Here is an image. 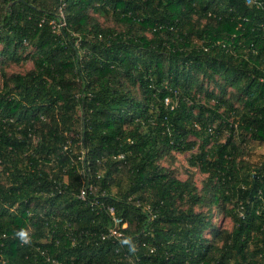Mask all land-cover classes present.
Returning <instances> with one entry per match:
<instances>
[{
	"label": "trees",
	"instance_id": "1",
	"mask_svg": "<svg viewBox=\"0 0 264 264\" xmlns=\"http://www.w3.org/2000/svg\"><path fill=\"white\" fill-rule=\"evenodd\" d=\"M61 1L67 27L54 35L39 21ZM0 45L2 61L33 64L1 76L0 264H51L47 255L65 264H264V157H239L245 138L264 144V8L0 0ZM26 45L33 51L21 56ZM195 147L187 161L207 174L201 194L159 162ZM83 182L95 187L84 200ZM92 200L127 219L122 238L101 237L112 223ZM204 203L231 204L229 231L196 210Z\"/></svg>",
	"mask_w": 264,
	"mask_h": 264
},
{
	"label": "rangeland",
	"instance_id": "2",
	"mask_svg": "<svg viewBox=\"0 0 264 264\" xmlns=\"http://www.w3.org/2000/svg\"><path fill=\"white\" fill-rule=\"evenodd\" d=\"M94 20H96L102 27H112L118 30H122L123 26L116 21L113 20V18L110 15H100L97 13H91ZM1 48V45H0ZM33 51V48L30 45H26V49L22 50L20 52L21 56H24L26 54H30ZM33 68V64L30 58L26 60H21L18 63H15L13 61H9L5 59V61H2V58L0 57V92H1V76L2 73H6L7 75L15 74V73H25L26 71ZM209 89L213 88L214 84L210 83L207 84ZM217 92V87L213 88ZM234 92V89L232 87L227 86V94L226 96L230 98L231 93ZM231 101H233L232 98H230ZM235 106H239L238 101L233 102ZM79 115V114H77ZM234 115L231 117L233 118ZM216 123H214L213 126L216 127ZM229 134V130L227 128H223L221 131V135H219V141L224 142ZM190 140H195L197 143H199V139H197L194 136L189 137ZM240 156L241 158H244V161H247L251 164L257 163L259 160H261L264 157V144H259L257 142L251 141L247 138L244 139V141H240ZM197 152V148L195 147L191 151H186L183 153H177L175 152L173 154V158L167 157L162 160H160V164L163 165L164 168H167L171 170L176 177L180 180H185L187 178H190L192 182L197 187V190L201 194L203 192V186L204 182L206 180L207 174L200 172L197 167L190 166L188 164V157L191 153ZM172 160V163L170 161ZM0 182H5L4 173L1 170L0 166ZM121 186H125L126 180L121 177L120 179ZM117 190V188H114V192ZM231 207V204H225L221 206H212L208 207L206 203H204L202 206L196 207L197 211L202 212H211L212 215V221L215 224V226L219 229L224 230H230L232 226V221L229 216H227L224 212V208L228 209ZM207 235V233H206Z\"/></svg>",
	"mask_w": 264,
	"mask_h": 264
},
{
	"label": "built area",
	"instance_id": "3",
	"mask_svg": "<svg viewBox=\"0 0 264 264\" xmlns=\"http://www.w3.org/2000/svg\"><path fill=\"white\" fill-rule=\"evenodd\" d=\"M254 4H256L259 8H264V3L259 0H250ZM64 7L65 2L61 1L54 16L52 18L45 19L44 17L40 19L39 24L46 23L49 27V30L54 35H60L62 34L63 30L67 27V21H66V15L64 13ZM74 36H77L74 32H71ZM75 46H79V38L77 37L74 41ZM168 98H165V103L168 104ZM82 160V157H79ZM78 173L82 176L85 174L84 168H78ZM95 190V187L93 184L90 183H84L82 184V187L79 190L78 198L84 200L86 198L87 193H92ZM129 200H131V197H128ZM91 205H96L100 209H104V211L109 215L111 219V225L106 229V231L102 234V238H114L116 240H119L124 236V230L128 228V221L127 219L123 218L122 216H119L116 214L115 208L112 205H106L102 201L98 200H92L90 201ZM136 206H139V202H135ZM144 209L147 211L150 218L154 217V214L151 212L150 206L145 205ZM138 245V244H137ZM141 245L145 247L148 251V253L153 254L155 252V247L147 244L145 242H142ZM46 261H49L51 264H65L64 261L59 260L57 258H51L49 255L46 257ZM129 261L131 264H135V260L133 258H129Z\"/></svg>",
	"mask_w": 264,
	"mask_h": 264
},
{
	"label": "clouds",
	"instance_id": "4",
	"mask_svg": "<svg viewBox=\"0 0 264 264\" xmlns=\"http://www.w3.org/2000/svg\"><path fill=\"white\" fill-rule=\"evenodd\" d=\"M20 235H21V237H25L26 238V233L21 232Z\"/></svg>",
	"mask_w": 264,
	"mask_h": 264
}]
</instances>
